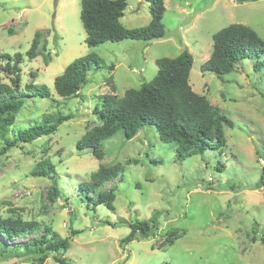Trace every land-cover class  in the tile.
<instances>
[{
  "label": "rangeland",
  "instance_id": "1",
  "mask_svg": "<svg viewBox=\"0 0 264 264\" xmlns=\"http://www.w3.org/2000/svg\"><path fill=\"white\" fill-rule=\"evenodd\" d=\"M81 2L0 0V52L25 53L37 30L47 40L44 54L24 56L22 82L47 84L52 96L30 99L17 125L26 126L48 112L73 115L55 133L18 143L0 155V213L37 220L68 237L69 249L59 255L68 264H264V185L258 186L264 171V66L255 70L253 60H242L225 80L202 69L213 51V34L221 28L243 23L264 38V0H165V37L97 46L86 43ZM151 18L148 0H128L125 26H144ZM184 48L194 57L193 89L235 122L233 128L226 127L222 152L207 150L180 160L177 144L162 141L154 126L144 127L132 139L122 131L106 138L103 159L90 148L78 147V140L101 123L96 109L104 94L122 96L129 88L141 87L156 76L157 58L176 57ZM91 52L107 66L93 67L78 96H60L54 88L56 76ZM4 66L0 59V79L10 81ZM44 158L55 164L62 187L54 202L48 198L51 178L31 174ZM118 162L123 173L102 187L116 186L115 209L88 206L80 199L78 185L90 180L101 164ZM155 211L161 214L153 235L125 246L121 239L130 228L103 222L148 219ZM76 229L81 231L74 234ZM0 264L39 263L6 252ZM44 264L61 263L52 253Z\"/></svg>",
  "mask_w": 264,
  "mask_h": 264
},
{
  "label": "trees",
  "instance_id": "2",
  "mask_svg": "<svg viewBox=\"0 0 264 264\" xmlns=\"http://www.w3.org/2000/svg\"><path fill=\"white\" fill-rule=\"evenodd\" d=\"M151 9L149 24L129 28L122 18L128 6V0H82L81 20L86 30V43L97 46L107 41H121L127 38L151 41L166 36L163 18L166 12L165 0H148ZM47 40L40 30L35 32L30 48L14 54L0 52V59L5 62L4 71L10 81L0 79V155L7 153L18 143H29L41 136L55 133L59 126L73 117L62 112L45 113L26 126H18V116L30 99L52 96L47 84L31 80L22 82L21 63L24 56L30 59L44 54ZM264 38L252 27L243 23H232L213 34V51L202 65L204 71H210L221 80L235 71L242 60H253L255 70L264 66ZM49 55L46 56V62ZM158 72L151 80L139 88H129L122 96L106 93L101 99V108H97L101 123L91 127L78 140L80 149L90 148L98 159H103V140L122 131L132 139L146 126H154L164 142L177 144L178 158L184 160L195 154H204L207 150L222 152L227 144L226 127L233 128L235 122L210 99L196 92L190 82L194 64L193 54L184 48L176 57L156 59ZM107 66L105 60L91 52L70 62L63 73L56 76L54 88L65 98L76 97L89 81V72L95 68ZM113 70L115 65H108ZM32 78L36 76L31 73ZM137 162L136 160H134ZM123 164L118 162L107 166L101 164L92 173L90 180L82 181L78 188L82 192L80 199L88 206L104 204L115 209L116 186L108 190L102 187L107 181L115 180L123 173ZM220 169L219 166H217ZM34 176L49 177L52 185L48 198L54 202L62 194L56 166L50 158L41 160L31 172ZM264 185V171L258 186ZM161 211H155L148 219L135 217L133 220L121 218L119 222L104 220L112 226L127 225L130 232L121 239L125 246L139 236L153 235L159 225ZM81 230H73L74 234ZM16 241L13 245L9 241ZM264 243V235L262 236ZM173 243L172 240H168ZM70 247L68 237H63L50 225H42L37 220H26L14 215L0 213V262L5 253L15 256H28L33 261L44 264L50 254L55 260L68 264L64 257ZM165 264H171L166 262Z\"/></svg>",
  "mask_w": 264,
  "mask_h": 264
},
{
  "label": "water",
  "instance_id": "3",
  "mask_svg": "<svg viewBox=\"0 0 264 264\" xmlns=\"http://www.w3.org/2000/svg\"><path fill=\"white\" fill-rule=\"evenodd\" d=\"M239 1H246V0H239Z\"/></svg>",
  "mask_w": 264,
  "mask_h": 264
}]
</instances>
